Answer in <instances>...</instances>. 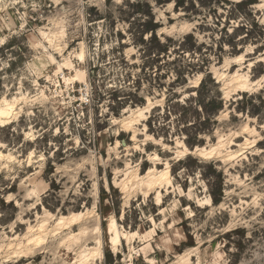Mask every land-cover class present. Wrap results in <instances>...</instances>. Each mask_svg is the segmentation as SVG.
Listing matches in <instances>:
<instances>
[{
  "label": "rangeland",
  "instance_id": "1",
  "mask_svg": "<svg viewBox=\"0 0 264 264\" xmlns=\"http://www.w3.org/2000/svg\"><path fill=\"white\" fill-rule=\"evenodd\" d=\"M5 108L0 264H264V0H0Z\"/></svg>",
  "mask_w": 264,
  "mask_h": 264
},
{
  "label": "bare ground",
  "instance_id": "2",
  "mask_svg": "<svg viewBox=\"0 0 264 264\" xmlns=\"http://www.w3.org/2000/svg\"><path fill=\"white\" fill-rule=\"evenodd\" d=\"M82 79L84 80L83 76H82ZM201 83L200 79L197 81L196 83V86L195 87H199V84ZM244 85V84H243ZM242 85V87H243ZM245 86V85H244ZM7 107V106H6ZM10 108V107H9ZM9 115V111L7 108L5 109H0V118H6L7 116ZM140 115L137 117L140 121ZM9 119V118H8ZM138 119H136V121H138ZM6 120V119H5ZM11 120V119H10ZM7 121V120H6ZM8 124V123H7ZM182 145V144H181ZM183 147V146H182ZM183 148H186V147H183ZM186 151V150H185ZM166 184H169L170 186V183H166ZM114 226V223H110V228H112ZM111 232H113L114 236L111 238L113 242H117V240L121 237V235L117 232V231H112V229L110 230ZM38 240V239H37ZM41 240V239H40ZM38 243V242H37ZM38 245V244H36ZM100 255V253H99ZM101 257H99L100 259H103V254L101 253L100 255ZM98 260V258H97Z\"/></svg>",
  "mask_w": 264,
  "mask_h": 264
}]
</instances>
